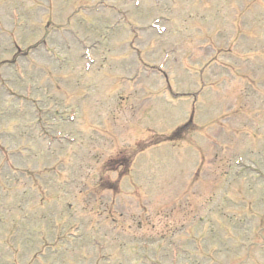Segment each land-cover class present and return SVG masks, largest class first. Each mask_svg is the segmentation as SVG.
Wrapping results in <instances>:
<instances>
[{"label":"rangeland","instance_id":"obj_1","mask_svg":"<svg viewBox=\"0 0 264 264\" xmlns=\"http://www.w3.org/2000/svg\"><path fill=\"white\" fill-rule=\"evenodd\" d=\"M0 264H264V0H0Z\"/></svg>","mask_w":264,"mask_h":264}]
</instances>
